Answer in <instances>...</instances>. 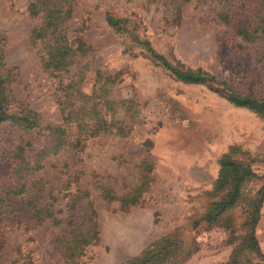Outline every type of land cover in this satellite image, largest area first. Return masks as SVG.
<instances>
[{
	"label": "rangeland",
	"instance_id": "374dc122",
	"mask_svg": "<svg viewBox=\"0 0 264 264\" xmlns=\"http://www.w3.org/2000/svg\"><path fill=\"white\" fill-rule=\"evenodd\" d=\"M32 0H0V34L4 37V67L14 73L9 88L14 100L34 111L43 124H56L51 91L55 81L40 68L38 45L29 42L33 25L27 13ZM229 0H190L181 5L177 25L169 22L167 2L147 5L145 0H73L65 23L66 35H77L89 47V68L118 76L111 85L114 100H130L139 106V122L125 138L112 135L86 141L76 151H66L39 173L45 191L59 199L56 188L66 181L59 163L67 164V175L81 173L79 188L100 181L115 191L135 183L133 167L142 154V142L151 141L152 182L140 205L124 212L93 199L98 241L83 264H125L147 244L170 232L191 252L181 264H224L239 242H230L222 227H206L197 221L210 201L206 196L218 170L217 160L230 147L235 157L253 161L258 178L244 187L253 195L264 185V118L234 107L227 90L264 100V61L252 49L238 50L227 38L225 26L214 14ZM139 22L141 37L168 62L178 61L199 68L209 77L204 84H184L141 54L140 46L108 28L104 14ZM231 27H249L237 12ZM94 77L86 73L81 90L90 94ZM217 83H222L217 84ZM44 132L22 133L0 126V187L12 169L8 153L17 141L41 143ZM32 148V147H31ZM31 148L26 151L30 152ZM93 175V176H91ZM249 197V196H247ZM62 202V201H61ZM54 202V210L60 207ZM241 207H236V225ZM58 230V229H57ZM56 229L48 224L0 223L3 246L0 264H68L54 252L51 238ZM236 230L235 236H241ZM254 239L264 264V198L254 228Z\"/></svg>",
	"mask_w": 264,
	"mask_h": 264
},
{
	"label": "trees",
	"instance_id": "16d2710c",
	"mask_svg": "<svg viewBox=\"0 0 264 264\" xmlns=\"http://www.w3.org/2000/svg\"><path fill=\"white\" fill-rule=\"evenodd\" d=\"M159 1L168 3L169 22L177 25L181 5L190 0H145V3L149 5ZM72 3L73 0H32L27 6V13L33 20L29 42L38 45L40 68L55 81L51 91L57 116L54 125L43 124L34 111L14 100L9 88L14 81V73L4 67L5 39L0 34V126L7 125L22 133L34 129L44 132L41 143L35 147L19 139L8 153L12 169L0 187V223L10 222L16 226L26 222L48 224L56 229L51 238L53 251L58 252L65 263L83 264L85 254L98 241L93 199L105 206L114 205L119 212L140 205L152 182L153 164L149 157L152 144L145 139L141 158L133 165L136 173L133 185L115 191L93 180L89 188H79L76 183L81 173L67 175V164L61 162L59 168L66 175V181L55 189L59 199L49 195L51 190L45 191L46 183L38 175L46 167H55L51 161L100 136L125 138L139 122L138 105L130 100L116 101L111 96V85L118 73L104 74L95 68L90 70L86 60L91 53L89 47L77 35L71 39L67 37L65 23L70 17ZM233 12L248 19L250 26L231 27ZM214 20L225 26V34L235 48L252 49L256 58L264 61V0L225 1L215 12ZM104 22L119 36H125L140 46L144 58L159 65L177 81L204 84L209 78L199 68L191 69L178 61L170 63L155 53L149 42L140 36L144 30L139 31L138 21L106 13ZM88 72L94 77L93 88L90 94H85L81 84ZM226 100L234 107L245 108L264 118V100L237 95L229 90ZM27 148L31 151H26ZM235 154L236 149L230 147L218 158L216 178L206 193L210 201L192 226L195 228L199 222L206 227L217 225L228 231L230 242L239 240L224 264H259L253 263L262 257L253 233L264 198V185L251 196L244 193V187L258 176L251 168L252 160L243 156L237 158ZM57 201L62 202L54 210V202ZM236 207H241V221L237 225ZM236 230H242L243 234L235 236ZM178 237L177 232H170L150 242L125 264H181L191 252ZM2 246L0 234V253Z\"/></svg>",
	"mask_w": 264,
	"mask_h": 264
}]
</instances>
